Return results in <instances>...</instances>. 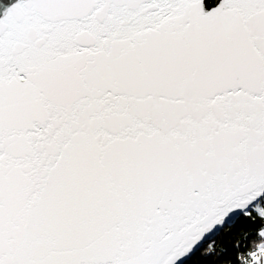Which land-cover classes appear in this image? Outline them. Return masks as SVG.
<instances>
[{
    "label": "snow or ice",
    "instance_id": "6c2138e0",
    "mask_svg": "<svg viewBox=\"0 0 264 264\" xmlns=\"http://www.w3.org/2000/svg\"><path fill=\"white\" fill-rule=\"evenodd\" d=\"M0 264H264V0H0Z\"/></svg>",
    "mask_w": 264,
    "mask_h": 264
}]
</instances>
